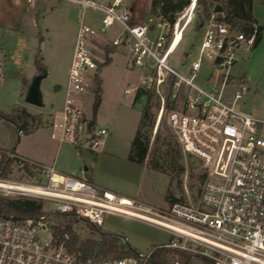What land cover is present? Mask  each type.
Wrapping results in <instances>:
<instances>
[{"label": "built area", "instance_id": "obj_1", "mask_svg": "<svg viewBox=\"0 0 264 264\" xmlns=\"http://www.w3.org/2000/svg\"><path fill=\"white\" fill-rule=\"evenodd\" d=\"M35 1L25 0L27 6ZM67 1L79 4L82 10L100 12L101 27L121 25V33L108 40L109 46L127 44L129 66L143 73L125 93L134 97L155 94L156 125L165 114L182 151L189 160L200 163L201 185L187 200L176 199L158 207L85 178L61 174L10 149L4 151L7 158L21 168L27 164L41 172L42 180L0 176V195L43 200L49 203L48 212L73 214L96 227L102 226L107 216L140 221L168 235L157 245L190 252L210 264H264V118L240 108L247 84L228 71L239 51L252 47L256 25L251 24V31L245 33L226 21L224 11L210 9L200 22L203 32L197 57L184 74L167 60L192 19L196 0H189L171 25L160 19L155 26L167 27L155 34L152 19L134 22L124 0ZM99 35L92 25L78 24L64 87L62 120L57 124L62 140L71 145H77L84 133V114L76 101L105 61ZM203 62L209 71L201 86L194 79ZM106 134V128L93 129L87 135L89 147L95 148ZM46 217L18 219L0 214V264H144L152 250L138 252L137 258L84 257L80 251L70 252L61 242L55 243ZM171 264L193 263L174 259Z\"/></svg>", "mask_w": 264, "mask_h": 264}, {"label": "rangeland", "instance_id": "obj_2", "mask_svg": "<svg viewBox=\"0 0 264 264\" xmlns=\"http://www.w3.org/2000/svg\"><path fill=\"white\" fill-rule=\"evenodd\" d=\"M38 1L36 0L33 5L28 6L29 11H26L24 9L25 0H11L10 5L16 9L18 23H20L16 29H13L16 25L7 27L0 24V51L4 52V57L0 55L3 62L0 69L4 74L0 81V111L7 113L15 106H24L28 112L40 114L45 120V117L53 112L54 108H59L61 111L63 108L64 90H60L54 81L58 75L62 76V71L57 72L53 66L55 63L61 64L67 60L68 62L71 61L73 29L76 28L77 30L78 24L83 21L97 28L100 35L110 41L121 33L122 27L117 23L105 28L101 27L100 12L91 8L82 10L79 4L67 0H42L43 5L39 4ZM151 1L124 0V3L129 7H131V3L135 4L134 8L130 10L133 21L146 22L148 18H151L153 24L151 31L155 34L165 31L167 26H155L160 18L150 13ZM5 3H7L6 0H0V14L10 12V10L7 11L10 6H6ZM252 12L255 25L262 27L260 40L255 46L240 50L237 61L229 67L228 71L231 76L243 79L247 84V90L239 101L240 108L255 117L264 118V0H253ZM35 17L37 21L33 26L30 19H35ZM202 17L201 8L197 9L196 4L192 19L186 26L181 41L168 57V64L181 73L186 74L188 64L197 57L203 32L202 28L199 27ZM168 33H170V28ZM99 46L104 48L105 53L106 49L110 47L104 42L100 43ZM38 50L46 70V75L39 83L42 97L41 106L31 105L24 101L27 82L22 81L23 78L29 80L37 72L33 58ZM129 60L130 50L129 46L125 44L124 47H118L112 51L108 63L99 66L98 73L102 80L99 100L102 102L99 107L94 108L93 105L96 88L93 80L88 83L86 90L77 99L83 108L86 119L93 120L94 129L109 127V119L114 120L115 130L112 129L108 134L101 136L103 142L95 150L110 152L117 159V164L119 161L127 159L129 141L132 137V135L128 137L127 128L136 127L140 119L141 108L148 95V97L150 96L152 114V125L147 129L150 137L149 150H157L163 154L166 151L171 153V157H178L176 164L181 165L182 170L178 174H174V178L171 179L169 175L144 165L139 170L140 175L138 172L137 176H139L131 179L121 170L104 171L100 169L107 163L104 161L98 163V160L97 170L103 180L119 186V189H115L117 192L139 201L164 207L168 204V193L171 198L187 200L189 196L192 197L199 190L202 180V167L199 162L189 160L182 151L174 132L165 119V114L156 125L158 99L155 94L150 92L144 96L134 97L133 93H124V89L136 85L139 77L143 74L140 68L130 67ZM182 62L184 65L181 64ZM208 71L209 67L203 62L194 82L204 86ZM131 101H138V103L131 106ZM53 131L56 136L53 134L51 126L44 124L31 134L21 133L18 135L12 123L0 118V168H4L0 176L19 181L42 180L41 172L36 170L33 171V174H29L16 161L7 165L1 163L2 154L5 155L6 148L10 150L15 147L19 151L20 148L25 147L33 149L35 152L44 153L43 163H53L56 169L75 163L73 159L74 147L66 141L59 143L60 132L56 128ZM50 133L53 134V138H51ZM154 138L155 141L152 143ZM84 154H87L85 159L82 157L76 159V164L81 169L87 163L94 161L92 153ZM117 164H113L111 167L118 168ZM177 165H174L173 168H177ZM127 175L131 176L132 174ZM107 187L114 189L110 185ZM0 196L13 199L10 196ZM41 201L42 211L48 212L49 203ZM49 213L45 219L47 226L53 220V213ZM98 228L101 232L119 236L121 241L128 243L137 252L142 253L148 252L158 243H163L168 239V235L161 230L140 221L119 216H107L103 225ZM73 229L81 239L98 237L84 221L74 223ZM45 234L47 236V232ZM190 262L203 264L197 258L191 259Z\"/></svg>", "mask_w": 264, "mask_h": 264}, {"label": "trees", "instance_id": "obj_3", "mask_svg": "<svg viewBox=\"0 0 264 264\" xmlns=\"http://www.w3.org/2000/svg\"><path fill=\"white\" fill-rule=\"evenodd\" d=\"M188 2L189 0H152L150 13L155 14V16H158V18L171 25L174 21L175 14L187 5ZM196 4L197 9L201 8V14L203 13L202 19L207 16L210 9H215L224 11L226 21L231 26H238L245 33H249L251 31V24H255L252 12L253 0H223L221 2L218 0H196ZM134 6L135 4L131 3V8H134ZM261 30V25H256L252 46H255L259 42ZM107 62L108 58L105 55L104 63ZM33 64L37 68V74H46L39 50L33 58ZM92 80L95 81L96 84L93 103L94 108H96L100 100V79L97 74H95ZM22 81L26 83L25 79H22ZM149 97L148 95L146 96V100L141 108L140 119L131 140L127 157L133 162L138 164L144 163L146 166H149V168L165 173L173 179L174 174H178L182 170V166L176 164L178 157H171V153L166 151L163 154L157 152V150H149L150 137L147 133V129L152 125ZM0 118L12 123L15 126L16 133L20 131L22 134H28L48 123V120L42 119L40 114L30 113L24 106H15L7 113L0 111ZM154 141L155 138L152 143H154ZM12 161V159L2 154L1 163L7 165ZM174 165L178 167L174 169ZM22 167L27 173L33 174V170L30 169L27 164H23ZM3 169L2 167L0 168V174ZM167 196H170L169 193ZM169 198L171 201L176 200L175 198H171V196ZM0 214L11 215L18 219H36L40 215H48L50 213L42 211V201L39 199L24 197L9 199L0 196ZM78 221H84L98 237H86L85 239H81L73 229V224ZM49 226L56 244L61 242L68 251H80L84 257H94L95 259L138 257V252L128 243L121 241L119 236L112 233L101 232L98 227L73 214L54 212L53 220H51ZM66 234L68 236L67 238H65ZM193 258L199 259L203 264H210L208 260L190 252L159 245L152 247L149 256L144 260V264H171V261L174 259L187 262Z\"/></svg>", "mask_w": 264, "mask_h": 264}, {"label": "crops", "instance_id": "obj_4", "mask_svg": "<svg viewBox=\"0 0 264 264\" xmlns=\"http://www.w3.org/2000/svg\"><path fill=\"white\" fill-rule=\"evenodd\" d=\"M6 2L7 3H5L6 4V6H10L9 8H8V10L7 11H9L10 10V12H8V13H5V14H0V24H2V25H4V26H7V27H13V26H15L13 29H16V27H17V25L20 23H18V15H17V13H16V9L15 8H13V6H11L10 4H11V0H6ZM39 2V4H42V0H39L38 1ZM77 4V3H76ZM126 4V3H125ZM43 5V4H42ZM41 5V6H42ZM127 5V4H126ZM40 6V7H41ZM128 6V5H127ZM129 7V6H128ZM130 8V10H132V8L131 7H129ZM24 9L26 10V11H29V8H28V6L26 5V4H24ZM4 15V16H3ZM36 21H37V18L35 17V19L33 18V19H30V22H31V24L34 26L35 25V23H36ZM135 22V21H134ZM97 29V28H96ZM76 28H75V30L73 29V34L71 35V48L73 49V45H74V40H75V34H76ZM100 34V33H99ZM99 39L101 40V42L100 43H106V44H108V46H109V43H108V40H106L105 38H103L101 35H99ZM99 43V44H100ZM98 44V45H99ZM121 47H124V45H122ZM114 48V49H113ZM118 47H116V49H117ZM176 48V47H175ZM104 49V48H103ZM106 50H108V51H106V53H105V50H104V57H105V54H106V56H107V58H108V62L110 61V54L112 53V51L113 50H115V47H113V46H110L108 49H106ZM174 51V50H173ZM0 55H3V57H4V52L3 51H0ZM70 62V61H69ZM69 62H68V60H67V62L66 61H64V63H59V64H56L55 63V65L53 66V69L55 70L56 69V71L58 72V71H62V76L60 77L59 75L57 76V77H55V82L57 83V87L61 90V89H63L64 90V86H65V83H66V79H67V75H68V67H69ZM107 62V63H108ZM2 58L0 57V67L2 66ZM102 65V64H101ZM100 66V65H99ZM99 66H98V69H97V72H96V74H97V76L99 77V79H100V76H99V73H98V70H99ZM37 74V72H35V75ZM3 72L1 71V69H0V81H1V79H2V77H3ZM46 75V74H45ZM34 76V75H33ZM32 76V77H33ZM31 77V78H32ZM30 78V79H31ZM23 79H25V81L28 83L29 82V80H27L26 78H23ZM101 82H102V80L100 79V84H101ZM63 85V86H62ZM62 87V88H61ZM101 87V86H100ZM125 89H127V88H125ZM125 89H124V93H125ZM126 94H128V93H126ZM77 102V104L82 108V106L79 104V102L78 101H76ZM101 102L102 101H99V104H98V106L97 107H99L100 105H101ZM115 103H116V101H114ZM135 103H138V101H131V106H134L135 105ZM63 105V104H62ZM117 105H119V104H117ZM53 109V108H52ZM82 111H83V108H82ZM51 113V114H50ZM49 114H48V116L47 117H45V119H47L48 120V123H46L45 125H50L51 126V128H52V132H53V134L55 135V133H54V128H56L59 132H60V135H59V143L60 142H63L64 140H62V138H61V131H60V129L58 128V126H57V124L62 120V115H63V112L61 111V110H59V108L57 109V108H54L53 109V112H50ZM83 114H84V122H83V126H84V133L82 134V138L80 139V141H79V143L77 144V145H72L73 147H74V149H75V151H73L74 153V157H73V159L75 160L74 162L75 163H73L72 165H65V166H63V167H61V168H59V169H56L55 167H54V165H53V163L52 164H46V163H43V161L42 160H44L45 158V156H44V153H39V152H35V150H33V149H27V148H25V147H22V148H20L19 149V151L18 150H16V148L14 147V148H12L14 151H15V153L16 154H18L19 156H21V157H23V158H26V159H28V160H31V161H34V162H37V163H40V164H44V165H48V166H52V167H54V169L57 171V172H59V173H61V174H66V175H73V176H76V177H80V178H85V179H87V180H89V181H91V182H93V183H95V184H97V185H100V186H102V187H105V188H107V189H110V190H112V191H114V192H116V193H118V194H120V195H122L121 193H119V192H117L115 189H119V186H116V185H114L113 183L111 184V182L110 181H106V180H103V177L100 175V173L98 172V170H97V167H98V164H97V160H98V163L100 162V163H102L101 161H104V162H106L107 164H105L104 166H101L100 167V169H102V170H104V171H112V170H115V171H118V170H121V171H123V174H125L126 176H128L129 178H131V179H134V178H136V176H137V173L139 172V175H140V168H142V166H144L145 164L143 163V164H138V163H136V162H133V161H131V160H129L128 159V157L126 156V160L124 161V160H121V161H119V163L117 164L116 162V160L117 159H115V156L113 155V154H111L110 152H102V151H97V150H95L97 147H98V145L99 144H101L103 141H101V138H100V141H99V144L95 147V148H90L89 147V144H88V142H87V135L94 129V125H93V120H87L86 119V117H85V113H84V111H83ZM52 115V116H51ZM60 119V120H59ZM57 121V122H56ZM109 127L108 126H104V127H101V128H106L107 129V134L110 132V130H112V129H114L115 130V124H114V120H112V119H109ZM133 125V124H132ZM137 125H138V123H137ZM137 125H136V127H134V126H130V127H128L127 128V133H128V137H130V135H132V137H131V139H130V141H129V147H130V143H131V140H132V138H133V136H134V134H135V131H136V128H137ZM39 128H37V129H35V130H33L32 132H30V134L31 133H33V132H35V131H37ZM124 132V131H123ZM52 133H50V136H51V138H53V135ZM56 136V135H55ZM5 149V148H4ZM5 150H9V149H5ZM128 150H129V148H128ZM92 153L91 155H93V158L92 159H94V161H91L90 163H87L86 165H84V167L81 169L77 164H76V159L78 160L80 157H82V158H86L85 156H87V154H84V153ZM127 155H128V153H127ZM53 160H55V158H53ZM113 164H117L118 165V168L117 167H111ZM117 165H115V166H117ZM124 172H126V173H124ZM130 173V175L131 176H129V175H127V174H129ZM134 174V175H133ZM138 175V176H139ZM137 176V177H138ZM100 178V179H99ZM102 180V181H101ZM107 185H110V186H112V187H114V189H112V188H109V187H107ZM167 193H168V191H167ZM124 195V194H123ZM125 196V195H124ZM128 197V196H127ZM170 196H168V198H167V202L169 203L170 201H171V199L169 198Z\"/></svg>", "mask_w": 264, "mask_h": 264}, {"label": "water", "instance_id": "obj_5", "mask_svg": "<svg viewBox=\"0 0 264 264\" xmlns=\"http://www.w3.org/2000/svg\"><path fill=\"white\" fill-rule=\"evenodd\" d=\"M199 26H201V23L199 24ZM44 76V74H36L29 80L24 94V101L26 103L35 106L42 105V97L39 88V83Z\"/></svg>", "mask_w": 264, "mask_h": 264}]
</instances>
